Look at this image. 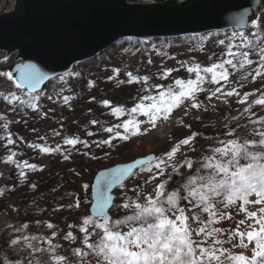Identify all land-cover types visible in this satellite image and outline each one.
<instances>
[{
	"label": "rangeland",
	"instance_id": "1",
	"mask_svg": "<svg viewBox=\"0 0 264 264\" xmlns=\"http://www.w3.org/2000/svg\"><path fill=\"white\" fill-rule=\"evenodd\" d=\"M13 3V0H0V10L11 9ZM263 14L264 8L260 13V21ZM250 31L256 29L252 26L175 39L159 38L150 42L137 39L120 40L96 57L77 64L68 73L56 76L41 90L31 93L40 96L41 109L37 112L10 104L4 99L9 93L24 98L29 95V91L17 88L11 79L0 74V93L3 94L0 95V116L4 117L0 124L9 125L7 129L0 127V137H4L0 139V190L3 191V195H0V260H6V264H15L18 254L6 242L10 239H21L25 235L43 237L45 243L42 247H47L46 241L52 239L54 244L62 245L58 250L60 254L67 255L71 248L84 247L80 242L83 233L78 234L74 244L61 237L67 231L77 234L79 221L86 214L91 215L89 201L93 202L92 183L99 170L141 156L156 154L154 161L138 168L135 175H131L124 183L123 188L118 187L114 191V204L121 203L123 195L135 199L132 189L138 186L141 195L150 194L155 184L164 181L165 176L172 172L169 167L165 169V176L145 184L144 181L155 174L156 169L153 166L158 162L157 158H166L165 153L178 145L181 139L197 133L192 144L180 146V151L171 161L178 168V172L172 173V179L168 181V190L171 191L184 182L185 173L193 171L182 167L185 159L193 161L195 165L198 158L206 155L215 146L217 138H226L224 134L227 130L238 128L249 121L247 114L240 118L244 108L251 105L256 117L264 116V106L252 103L264 94V83H261L260 77L242 78L250 71L248 66L237 71L230 69L231 80L227 84L223 81L219 85L205 83L203 87L209 91L197 94L199 108H193V102L186 101L173 110L169 119H160L155 125L150 123V117L140 112L129 114V110L137 104L154 102L142 101L141 97L159 98V93L166 91L168 85L175 87L176 79H195L194 74L187 71L188 67H195L197 64L207 67L213 62H219L217 58L226 51L225 45L229 40L239 43L237 34L248 35ZM221 40L224 44L219 43ZM14 63L15 55L7 59L6 52L0 51V70ZM181 63L185 67H181ZM168 69L178 71H173L167 78L160 75ZM129 72L134 76L148 77V82L123 85L117 83L118 80L129 79L126 75ZM90 84L94 86L90 87ZM161 84L165 87H153ZM217 87H221L222 92L209 99L211 91ZM233 88L241 93V97H226L222 94ZM58 93L74 97L71 107L62 103ZM245 93L251 95L246 103H240ZM49 96L53 99H48ZM105 99L111 101V107L103 105L102 101ZM114 107H122L124 112L115 115L112 112ZM43 113H47V116H43ZM233 117L238 118L237 121H233ZM92 120H98L99 124H91ZM128 120L139 121L140 134L133 135L128 140L113 139L116 131L129 135L123 127H114ZM104 127H114V132H104ZM53 130L60 135H53ZM87 132H92L93 135L89 136ZM75 136L88 141L92 146L85 148L78 144L73 148L63 144V137ZM40 137L45 139L41 140ZM8 139L14 143L8 144ZM104 139H111L114 146L97 147L96 144ZM57 144L61 145V152L48 154L42 151L44 147L54 148ZM192 147L196 150L191 151ZM13 153L15 156L10 161L9 157ZM69 154L70 159L65 160L63 157ZM25 162L36 165V168L27 167ZM147 168H153V172H147ZM77 201L80 203L79 208L69 207ZM125 214H130V211L115 207L110 210L113 219L123 218ZM240 218L234 216L235 220ZM48 223L55 227L48 229ZM69 225L77 227L69 228ZM226 227H232L231 222ZM54 231L58 234L52 238L51 233ZM21 242L23 243L22 240ZM84 250L87 251L86 247ZM19 256L23 259L24 253Z\"/></svg>",
	"mask_w": 264,
	"mask_h": 264
},
{
	"label": "snow or ice",
	"instance_id": "2",
	"mask_svg": "<svg viewBox=\"0 0 264 264\" xmlns=\"http://www.w3.org/2000/svg\"><path fill=\"white\" fill-rule=\"evenodd\" d=\"M253 28L256 31H250L248 35L237 34L239 43H232L230 39L225 45L226 51L217 58L219 62H213L207 67L199 64L188 67L187 71L194 74L195 79H176L175 87L168 85L166 91L159 93V98L141 97L142 101L154 102L137 104L129 110V114L140 112L150 117V123L155 125L160 119H169L173 110L186 101H192L191 106L199 108L197 94L209 91L203 85H219L221 81L227 84L231 80L230 69L237 71L248 66L250 71L242 78L260 77L261 83H264V22L256 21ZM219 43L224 44V41ZM181 67L185 65L181 63ZM173 71L178 69H168L160 75L167 78ZM22 72L17 87L24 84L29 88V95L22 98L15 93H9L4 99L33 112L40 111V96L32 95L31 90L35 89L43 75L32 65H25ZM126 75L129 79L118 80L117 83H147L149 79L146 76H134L130 72ZM92 86L94 84H90ZM153 87L165 86L161 84ZM221 92L222 88L217 87L208 98L211 99ZM222 94L226 97H241V93L235 88ZM250 95L251 93H245L239 102L246 103ZM57 96L64 105L71 107L74 97L62 93ZM48 99L53 98L49 96ZM102 103L111 107V101L107 99ZM252 103L264 106V94ZM112 112L121 115L124 109L114 107ZM245 114L249 116V121L238 128L227 130L224 134L226 138H217L215 146L206 155L198 158L195 165L191 160H184L182 167L193 171L185 173L184 182L174 190H168V181L172 179V173L178 172V168L171 161L180 151V146L192 144L197 133L181 139L178 145L165 153L166 158H157L158 162L153 166L156 169L155 174L146 179L145 184L165 176V169L169 167L172 172L165 176L164 181L155 184L150 194L141 195L138 186L132 189L135 199L123 195L121 203L113 204L115 197L110 195L111 190L117 185L123 188V179L135 175L129 171L133 169V165L127 164L101 172L97 180L95 202L89 201L93 215L86 214L79 221L77 234L67 231L61 237L74 244L78 234L83 233L80 242L84 247L71 248L67 255L60 254L58 250L62 245L54 244L52 239L46 241L47 247H42L45 243L43 237L25 235L21 239H10L6 242L18 254L15 264H264V116L256 117L251 105L243 109L240 118ZM43 116H47V113H43ZM237 119L233 117V121ZM0 120H4V117L0 116ZM90 123L96 125L99 121L92 120ZM8 126V123L0 124L4 129ZM114 127H123L129 135L116 131L113 139L128 140L131 136L140 134L139 121L136 120H128ZM114 127H104L102 131L113 133ZM86 134L93 135L92 132ZM53 135L58 136L60 133L53 130ZM62 139L63 144L73 148L78 144L85 148L92 146L78 136ZM7 143L13 144L14 141L8 139ZM104 145L114 146L111 139H104L96 144L97 147ZM190 150L196 149L192 147ZM42 151L48 154L58 153L61 152V145L57 144L54 148L44 147ZM70 155L63 158L68 160ZM13 156L15 153L9 157L10 161ZM25 164L29 168H36V165H29L27 162ZM146 171L152 173L153 168H147ZM84 187L87 188L86 185ZM0 195H3L2 190ZM72 206L79 208L80 203L77 201L74 205H69ZM111 207L129 210L130 214L113 219L106 211ZM234 216L241 218L235 220ZM228 222H231L232 227H226ZM46 227L52 229L55 225L48 223ZM57 234V231L52 232V238ZM85 247L87 251L84 250ZM20 253H24L23 259L20 258ZM0 264H6V260H0Z\"/></svg>",
	"mask_w": 264,
	"mask_h": 264
},
{
	"label": "water",
	"instance_id": "3",
	"mask_svg": "<svg viewBox=\"0 0 264 264\" xmlns=\"http://www.w3.org/2000/svg\"><path fill=\"white\" fill-rule=\"evenodd\" d=\"M13 1L11 9L0 10V51L6 52L7 59L15 55L16 63L0 70V74L17 87L24 66L32 65L43 79L31 93L120 40L150 42L247 29L260 21L264 8V0ZM17 88L29 91L24 84ZM156 157L149 154L99 170L92 183L93 203L101 172L132 164L129 171L134 173ZM129 178L126 176L123 183ZM118 187L110 195L115 197ZM111 208L106 209L109 214ZM90 213L93 215L91 207Z\"/></svg>",
	"mask_w": 264,
	"mask_h": 264
},
{
	"label": "trees",
	"instance_id": "4",
	"mask_svg": "<svg viewBox=\"0 0 264 264\" xmlns=\"http://www.w3.org/2000/svg\"><path fill=\"white\" fill-rule=\"evenodd\" d=\"M260 22H264V14L262 15V18H261Z\"/></svg>",
	"mask_w": 264,
	"mask_h": 264
}]
</instances>
